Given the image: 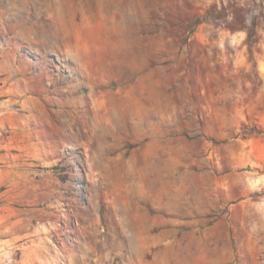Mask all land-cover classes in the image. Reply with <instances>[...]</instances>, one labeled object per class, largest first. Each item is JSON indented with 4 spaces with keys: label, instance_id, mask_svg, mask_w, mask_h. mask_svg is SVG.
<instances>
[{
    "label": "rangeland",
    "instance_id": "1",
    "mask_svg": "<svg viewBox=\"0 0 264 264\" xmlns=\"http://www.w3.org/2000/svg\"><path fill=\"white\" fill-rule=\"evenodd\" d=\"M0 264H264V0H0Z\"/></svg>",
    "mask_w": 264,
    "mask_h": 264
},
{
    "label": "bare ground",
    "instance_id": "2",
    "mask_svg": "<svg viewBox=\"0 0 264 264\" xmlns=\"http://www.w3.org/2000/svg\"><path fill=\"white\" fill-rule=\"evenodd\" d=\"M105 4V3H104ZM101 6V5H100ZM100 9V8H99Z\"/></svg>",
    "mask_w": 264,
    "mask_h": 264
}]
</instances>
